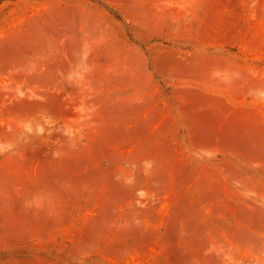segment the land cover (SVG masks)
Instances as JSON below:
<instances>
[{
	"label": "rangeland",
	"instance_id": "1",
	"mask_svg": "<svg viewBox=\"0 0 264 264\" xmlns=\"http://www.w3.org/2000/svg\"><path fill=\"white\" fill-rule=\"evenodd\" d=\"M0 264H264V0H0Z\"/></svg>",
	"mask_w": 264,
	"mask_h": 264
}]
</instances>
